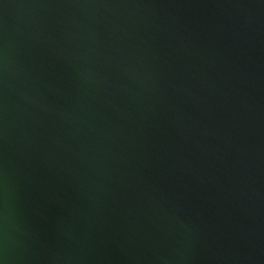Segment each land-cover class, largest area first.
Masks as SVG:
<instances>
[{"label":"water","instance_id":"95a60500","mask_svg":"<svg viewBox=\"0 0 264 264\" xmlns=\"http://www.w3.org/2000/svg\"><path fill=\"white\" fill-rule=\"evenodd\" d=\"M0 264H264V0H0Z\"/></svg>","mask_w":264,"mask_h":264}]
</instances>
